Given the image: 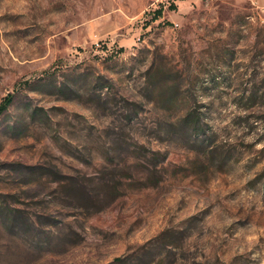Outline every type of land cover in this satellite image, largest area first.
I'll return each instance as SVG.
<instances>
[{"label": "rangeland", "instance_id": "374dc122", "mask_svg": "<svg viewBox=\"0 0 264 264\" xmlns=\"http://www.w3.org/2000/svg\"><path fill=\"white\" fill-rule=\"evenodd\" d=\"M7 95L0 264H264V0H0Z\"/></svg>", "mask_w": 264, "mask_h": 264}, {"label": "trees", "instance_id": "16d2710c", "mask_svg": "<svg viewBox=\"0 0 264 264\" xmlns=\"http://www.w3.org/2000/svg\"><path fill=\"white\" fill-rule=\"evenodd\" d=\"M160 14H161V9H158L154 12L155 17L159 16ZM11 101H12V95H7L2 99L0 103V114L6 110V108L10 105ZM119 260H120L119 258H116V261Z\"/></svg>", "mask_w": 264, "mask_h": 264}]
</instances>
